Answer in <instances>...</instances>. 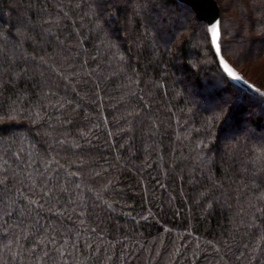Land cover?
I'll return each mask as SVG.
<instances>
[{
	"label": "trees",
	"instance_id": "trees-1",
	"mask_svg": "<svg viewBox=\"0 0 264 264\" xmlns=\"http://www.w3.org/2000/svg\"><path fill=\"white\" fill-rule=\"evenodd\" d=\"M214 1L235 77L181 0H0V264H264V0Z\"/></svg>",
	"mask_w": 264,
	"mask_h": 264
},
{
	"label": "water",
	"instance_id": "water-1",
	"mask_svg": "<svg viewBox=\"0 0 264 264\" xmlns=\"http://www.w3.org/2000/svg\"><path fill=\"white\" fill-rule=\"evenodd\" d=\"M192 7L196 16L207 23L208 32L211 38L212 45L217 54L221 67L229 74L233 71L228 67L221 57L220 49L218 46V7L214 0H181ZM232 76V75H231Z\"/></svg>",
	"mask_w": 264,
	"mask_h": 264
},
{
	"label": "snow or ice",
	"instance_id": "snow-or-ice-1",
	"mask_svg": "<svg viewBox=\"0 0 264 264\" xmlns=\"http://www.w3.org/2000/svg\"><path fill=\"white\" fill-rule=\"evenodd\" d=\"M220 37H221V32H220ZM220 37H219V40H220ZM220 50H221V53H222L221 45H220ZM231 75H232L233 77H235V76H236V74H235V73H231Z\"/></svg>",
	"mask_w": 264,
	"mask_h": 264
},
{
	"label": "rangeland",
	"instance_id": "rangeland-1",
	"mask_svg": "<svg viewBox=\"0 0 264 264\" xmlns=\"http://www.w3.org/2000/svg\"><path fill=\"white\" fill-rule=\"evenodd\" d=\"M247 129H248V131H250V132L252 131L249 127H246V130H247ZM263 132H264V131H263ZM262 134H263V133H262Z\"/></svg>",
	"mask_w": 264,
	"mask_h": 264
}]
</instances>
